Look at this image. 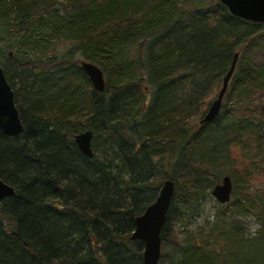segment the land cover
I'll use <instances>...</instances> for the list:
<instances>
[{"label": "trees", "instance_id": "16d2710c", "mask_svg": "<svg viewBox=\"0 0 264 264\" xmlns=\"http://www.w3.org/2000/svg\"><path fill=\"white\" fill-rule=\"evenodd\" d=\"M0 25L27 49L72 42L47 63L10 51L1 64L25 130H0V179L16 189L1 203L0 264H144L135 220L167 178L176 189L162 238L173 242L159 264H264V198L252 237L225 224L199 242L169 228L180 195L224 173L236 192L264 180L263 23L220 0H0ZM237 52L222 106L234 113L201 124ZM80 57L103 69L104 92ZM11 64L32 71L17 82ZM83 131L92 158L74 141ZM242 196L253 200L249 188Z\"/></svg>", "mask_w": 264, "mask_h": 264}, {"label": "water", "instance_id": "95a60500", "mask_svg": "<svg viewBox=\"0 0 264 264\" xmlns=\"http://www.w3.org/2000/svg\"><path fill=\"white\" fill-rule=\"evenodd\" d=\"M220 2L233 16L264 24V0H220ZM239 56V52L235 53L231 66L223 78L222 88L201 119V124L212 122L220 114L224 97L238 64ZM80 65L92 82L94 89L100 93L104 92L106 88V77L103 69L96 63L87 60H83ZM0 130L11 137L19 136L25 130L15 102L13 88L7 80L1 64ZM92 139L93 133L91 131H83L74 136V141L80 151L88 158L94 156ZM175 189L176 184L174 180L171 178L165 179L157 199L135 220V230L132 239L143 241L145 244L143 253L144 264H159L162 251V231L167 221ZM232 191V178L229 175H225L219 183L214 185L212 193L221 204H226L231 200ZM15 194V187L0 179V208L3 200L15 196Z\"/></svg>", "mask_w": 264, "mask_h": 264}, {"label": "rangeland", "instance_id": "374dc122", "mask_svg": "<svg viewBox=\"0 0 264 264\" xmlns=\"http://www.w3.org/2000/svg\"><path fill=\"white\" fill-rule=\"evenodd\" d=\"M20 35V34H19ZM18 33L10 32L6 26L0 25V64L5 63L8 52H14L17 58L23 61L28 60H41L47 63L49 59L55 58L59 59L65 52L70 48L71 41L61 39L60 41L55 39L52 42L55 44L53 46L50 54L47 50H33L23 47V43L19 41ZM84 60L80 57V61ZM90 61V60H87ZM41 64V63H40ZM81 64V63H80ZM14 68L12 70V75L17 82L20 81V76L24 73H31L32 70H22L17 66L11 64ZM28 71V72H27ZM226 101H224V104ZM241 112V111H240ZM234 112L229 108H223L221 115L223 117H231ZM258 173L253 172V176ZM228 175L224 173L222 175ZM230 176V175H229ZM231 177V176H230ZM232 178V177H231ZM233 182V191L231 200L226 204H221L216 197L213 195L211 188H200L194 194L190 195L188 199H184L182 195L174 199V209L171 212L170 225L169 228L172 230L180 231L184 237H189L191 240H198L201 242L202 239H213L216 233H218L219 227L227 224L226 226L236 225L240 230L249 237L258 234L261 229L260 222L256 212L257 203L255 198H264V180H257L255 177L245 182L244 187H237V192L235 190V182ZM249 188L250 195H252L253 200L245 199L242 196L243 191ZM236 193V196H235ZM237 199V200H236ZM235 201V202H233ZM236 205L241 208L240 214L236 215ZM170 234V233H169ZM169 241L162 240V249L164 250V245L171 246L173 242V237H169ZM169 246V247H170ZM173 248V247H172ZM162 258V251H161ZM160 263V261H159Z\"/></svg>", "mask_w": 264, "mask_h": 264}]
</instances>
